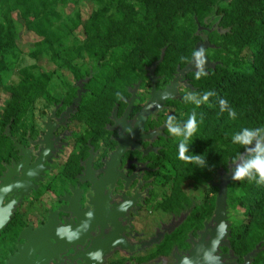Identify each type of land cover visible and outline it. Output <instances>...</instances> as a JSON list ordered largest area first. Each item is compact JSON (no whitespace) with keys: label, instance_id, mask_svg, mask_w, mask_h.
I'll return each instance as SVG.
<instances>
[{"label":"flooded vegetation","instance_id":"1","mask_svg":"<svg viewBox=\"0 0 264 264\" xmlns=\"http://www.w3.org/2000/svg\"><path fill=\"white\" fill-rule=\"evenodd\" d=\"M203 44L212 63L206 40ZM149 68L126 86L107 113L98 112L92 104L97 98L89 96V81L101 76L97 67L86 74H62L68 83H62L61 96H39L44 104L29 119L23 120L24 114L11 126L5 124L0 183L7 181L11 188L20 179L29 183L0 230V264L24 243L21 231L38 237V246L47 236L54 257L45 264H84L85 256L98 264H179L194 251L210 253L216 183L228 165L213 175L204 171L206 176L177 178L179 171L165 158L174 141L166 121L176 116L166 100L187 92L179 90L188 88L186 72L177 69L164 82ZM174 80L175 93L137 123L151 93ZM12 195L5 193L0 204ZM42 250L39 246L29 253L34 259ZM211 256L219 264L252 262L248 257L244 263L245 254L231 248L228 236L216 243Z\"/></svg>","mask_w":264,"mask_h":264},{"label":"trees","instance_id":"2","mask_svg":"<svg viewBox=\"0 0 264 264\" xmlns=\"http://www.w3.org/2000/svg\"><path fill=\"white\" fill-rule=\"evenodd\" d=\"M78 1L0 0V73L6 67L3 50L17 46L20 31H30L38 38L30 44L32 59L46 54L55 67L77 75L88 73L90 64L99 68L101 76L87 86L92 90L89 96L97 98L92 104L104 114L145 66L153 64L154 74H161L164 82L170 80L189 62L201 39L195 32L197 24H205L215 13L217 28L205 35L212 62L205 67L208 75L196 79L197 69L187 71V92L166 100L178 121L196 112L198 129L186 155L201 154L208 166L200 168L181 158L179 138L174 136L165 158L179 171L178 179L205 175L204 171L213 175L234 162L244 149L232 142V135L244 127L264 126V0H90L95 8L83 20L77 12L61 15L57 10L58 5ZM78 27L79 38L73 35ZM38 69L37 63L31 64L19 69L17 82H0L7 92L0 110V142L7 140L2 132L5 124L11 126L34 99L47 96L51 73ZM209 90L216 95L199 107L183 100L188 92L202 96ZM221 98L235 109V119L221 112ZM226 196L231 248L244 255L259 245L251 264H264V185L232 180Z\"/></svg>","mask_w":264,"mask_h":264},{"label":"water","instance_id":"3","mask_svg":"<svg viewBox=\"0 0 264 264\" xmlns=\"http://www.w3.org/2000/svg\"><path fill=\"white\" fill-rule=\"evenodd\" d=\"M198 49L197 47L195 50ZM194 57L193 54L191 55V58L189 62L182 68L178 69L179 73L182 74L183 72H187L189 70H193L195 67L194 63ZM206 65L211 64L210 62H207ZM153 68V64H151L149 68V73L151 74ZM175 83V80L172 81V85L165 87L163 90L160 91H153L151 93L150 98L148 101L141 107V109L138 111L137 117V123H141L148 113L153 111L156 108H159L164 101L165 98L171 97L175 92V87L173 85ZM15 142V141H14ZM24 159V156L21 157V159L18 161L17 165H19L22 160ZM32 166V165H31ZM25 168V165L23 166ZM232 168H233V162L228 164V170L227 172L221 177V179L216 183L217 191L215 195V202H214V208L212 210V216L211 220L214 222L213 227L211 228L210 234V253H208L205 256H198L197 252L194 251L193 254H189L188 257L182 259L179 264H219L214 261L213 257L211 256V253L214 252L216 243L219 241L226 240V236H228V220H227V204H226V193H227V186L232 181ZM7 174V173H6ZM31 175L26 174V178H30ZM22 178V175H21ZM29 183V182H26ZM25 182H22L21 179L13 185V187H10L11 183H7V181L0 183V201L5 193L12 192V196L9 197L8 201H6L3 205L0 204V230L4 227L6 222L8 221V218L11 214V210L16 205L18 200L22 197V194L26 192L27 185ZM16 188H18L16 190ZM18 237L24 238V243L20 246H18V250L13 254L9 255L7 259L3 262V264H45L47 260L51 257H54V255L50 252V248L52 245L49 244L47 236L45 238L41 239V243L39 246L42 251L37 253L36 258H32V254L29 253L34 249H38L39 246L36 245V242H38V237H31L25 236L24 232L21 231L18 235ZM54 237V236H53ZM57 240V237L55 238ZM258 248L257 245L247 252L244 256V263L247 262L248 257H253L255 253L257 252ZM84 264H98L97 260H94V258H90L89 256H85L84 258Z\"/></svg>","mask_w":264,"mask_h":264},{"label":"clouds","instance_id":"4","mask_svg":"<svg viewBox=\"0 0 264 264\" xmlns=\"http://www.w3.org/2000/svg\"><path fill=\"white\" fill-rule=\"evenodd\" d=\"M194 64L197 69L195 78L207 76L205 71L206 56L205 48L201 45L193 53ZM183 59V58H181ZM119 95V94H118ZM216 95L214 91H206L201 96L196 92H188L183 96L186 103H193L199 107L203 103H207L209 97ZM221 112L227 111L229 117L236 118L235 109L231 108L228 101L224 98L219 100ZM196 112L193 111L187 120L181 122L174 116H168L166 124L168 133L179 138V150L181 158L190 163H195L198 167H207V160L201 154L186 155L189 151V144L192 142V137L198 129ZM234 144H239L244 151L239 153L236 160L233 162L232 180L255 182L258 185H264V126L248 128L244 127L238 132H235L232 137Z\"/></svg>","mask_w":264,"mask_h":264},{"label":"rangeland","instance_id":"5","mask_svg":"<svg viewBox=\"0 0 264 264\" xmlns=\"http://www.w3.org/2000/svg\"><path fill=\"white\" fill-rule=\"evenodd\" d=\"M95 6L90 0H80L75 5L66 2L63 5H58L57 10L62 14H72L77 12L80 15L81 20H83L88 11L93 10ZM217 16L215 13L209 14L207 19L205 20V24H197L195 32L198 37L201 39L198 40L197 48H199L203 44V40H205V35L208 31L216 27ZM22 29V27H21ZM220 30V29H218ZM75 37L79 38L81 33L79 31V27L73 33ZM38 38L30 31L22 30L19 33V41L17 42V46L8 47L3 50V58L6 62L5 69L0 73V82L1 84H12L17 82L19 79V69L21 68H29L31 64L37 63L39 66L38 71H47L51 73L49 88L46 91L47 96H61L62 95V83H65V79L62 78V74L69 73L67 70L55 67V65L48 59L46 54L40 55L38 60L32 59L28 51L30 50V44ZM85 59V58H84ZM210 59V58H209ZM91 72L95 71V66L90 64ZM68 83V82H67ZM180 92H185V89H179ZM7 100V92L0 88V110L4 106ZM43 98L37 97L34 99L32 104L27 109L23 120L29 119L32 113L36 112L39 107L43 106ZM264 242V235L262 236ZM259 248V245H257Z\"/></svg>","mask_w":264,"mask_h":264}]
</instances>
